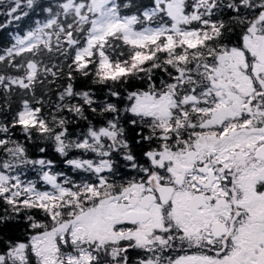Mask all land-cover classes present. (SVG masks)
<instances>
[{
	"label": "snow or ice",
	"instance_id": "obj_1",
	"mask_svg": "<svg viewBox=\"0 0 264 264\" xmlns=\"http://www.w3.org/2000/svg\"><path fill=\"white\" fill-rule=\"evenodd\" d=\"M0 16V264H264V0Z\"/></svg>",
	"mask_w": 264,
	"mask_h": 264
},
{
	"label": "trees",
	"instance_id": "obj_2",
	"mask_svg": "<svg viewBox=\"0 0 264 264\" xmlns=\"http://www.w3.org/2000/svg\"><path fill=\"white\" fill-rule=\"evenodd\" d=\"M3 20H4V18L2 16H0V21H3ZM9 30H11V29H9Z\"/></svg>",
	"mask_w": 264,
	"mask_h": 264
}]
</instances>
